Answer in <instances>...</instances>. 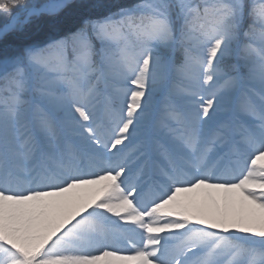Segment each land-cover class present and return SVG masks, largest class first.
Wrapping results in <instances>:
<instances>
[{"label":"snow or ice","instance_id":"obj_1","mask_svg":"<svg viewBox=\"0 0 264 264\" xmlns=\"http://www.w3.org/2000/svg\"><path fill=\"white\" fill-rule=\"evenodd\" d=\"M80 7L0 55V264H264V0Z\"/></svg>","mask_w":264,"mask_h":264},{"label":"trees","instance_id":"obj_2","mask_svg":"<svg viewBox=\"0 0 264 264\" xmlns=\"http://www.w3.org/2000/svg\"><path fill=\"white\" fill-rule=\"evenodd\" d=\"M82 2H83V0H81V3ZM79 8L74 7V8H71L70 10L66 9L68 11L61 12L58 16H51V17L50 16H44L38 20H34L30 25H28L24 29L23 32L18 33V34H14V35H10L5 40H0V47H2V46L9 47V46L13 45L15 42L14 38H17V40H19V41H22L23 39H30L31 41H33V43H36L35 42L36 36L39 38L40 35L42 37H44V35H46L45 38L46 37L48 38V37L54 36L56 34L64 35L67 33V32H63V31H65V29L67 30L69 27H71L69 29V31H70V30L75 28L76 24L73 23L74 18H75V13L76 12L79 13L78 17L80 15H84L86 13L87 10H85L82 7H79ZM72 24H74V25L72 26ZM13 49H14V46H12V49L10 48L8 50V52H10Z\"/></svg>","mask_w":264,"mask_h":264},{"label":"rangeland","instance_id":"obj_3","mask_svg":"<svg viewBox=\"0 0 264 264\" xmlns=\"http://www.w3.org/2000/svg\"><path fill=\"white\" fill-rule=\"evenodd\" d=\"M52 1H58V0H30V2H32V3H35V4H39V5H43V4H49V3H52ZM77 2V3H76ZM73 4H74V7H76V8H79L80 7V4H81V0H73ZM74 7H72V8H74ZM69 10L71 9V8H68ZM80 9V8H79ZM82 9V8H81ZM66 11H68V10H64L63 12H66ZM78 15H79V13H75V18H74V24H76L77 25V23H78V21H79V19H80V17L82 16V15H80L79 17H78ZM74 24H72V26L74 25ZM71 27H69L67 30L65 29V31H63V32H68L69 31V29H70ZM62 32V31H61ZM45 36L46 35H44V37H35V42L36 43H33V41H31L30 39H23L22 41H19V40H17V38H14V44L13 45H11V46H9V47H5V46H2V47H0V55H3L4 53H6V52H8V50L10 49V48H12V46H14V48H19V47H22V46H26V45H31V44H37V45H39V44H43V43H45V42H47L50 38H54V37H59V36H62L61 34H56V35H54V36H50V37H46L45 38ZM230 63H232V61L230 60V59H226L225 60V64H230ZM169 84H171V81L169 82ZM162 96H163V93H161V92H157L156 93V99L157 100H160V99H162ZM224 112L225 111H221L219 114H218V117H220L221 115H223V116H221L222 117V120H227L228 118H229V116L228 117H226L225 115H224Z\"/></svg>","mask_w":264,"mask_h":264},{"label":"bare ground","instance_id":"obj_4","mask_svg":"<svg viewBox=\"0 0 264 264\" xmlns=\"http://www.w3.org/2000/svg\"><path fill=\"white\" fill-rule=\"evenodd\" d=\"M40 37H42V36L40 35ZM11 49H12V48H11ZM14 49H16V48H14ZM14 49H13V50H14ZM13 50H11V51H13ZM11 51H10V52H11ZM224 107L230 109V108L232 107V100L229 99V100L225 103ZM224 115H225L226 117H228V116H230V112L225 111V112H224ZM221 116H223V115H221ZM221 116L218 117V119L221 120V121H223Z\"/></svg>","mask_w":264,"mask_h":264},{"label":"water","instance_id":"obj_5","mask_svg":"<svg viewBox=\"0 0 264 264\" xmlns=\"http://www.w3.org/2000/svg\"><path fill=\"white\" fill-rule=\"evenodd\" d=\"M61 0H58V1H52V3H60Z\"/></svg>","mask_w":264,"mask_h":264}]
</instances>
